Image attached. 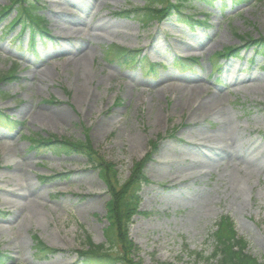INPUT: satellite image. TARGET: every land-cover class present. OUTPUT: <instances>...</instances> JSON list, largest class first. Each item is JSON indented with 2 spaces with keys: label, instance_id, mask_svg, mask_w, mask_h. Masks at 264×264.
Instances as JSON below:
<instances>
[{
  "label": "rangeland",
  "instance_id": "obj_1",
  "mask_svg": "<svg viewBox=\"0 0 264 264\" xmlns=\"http://www.w3.org/2000/svg\"><path fill=\"white\" fill-rule=\"evenodd\" d=\"M11 1L0 0V6ZM26 3L37 6L47 31L36 33L34 51L28 28L19 35L18 23L5 28L24 2L0 18V75L16 68L15 80L0 82V110L18 122L10 130L0 126V252L5 264H73L74 251L86 247V236L94 244L105 241L109 196L97 172L80 154L31 149L28 136L35 133L73 141L87 134L92 147L115 163L120 181L129 177L136 161L152 153L142 168L146 181L140 214L128 232L138 247L134 257L142 264H206L194 253L211 254L220 215L233 221L237 235L247 241L246 252L264 264V152L246 165L183 167L196 160V148L215 145L224 131L237 146L253 138L250 144L264 148V53L249 41L264 36V0L242 5L191 0L179 15L171 11L147 29L136 15L116 14L141 7L142 0ZM200 9L206 15L197 14ZM55 12L84 19L78 25L81 33L92 32L97 21L108 22L114 32L85 41L71 33L75 26L55 28ZM190 14L195 20L207 18L205 25L189 26ZM71 42L77 43L76 53L59 52ZM115 44L138 49L132 55L143 60L124 63L105 56L104 50ZM228 47H235L234 55H215ZM229 64L238 67L235 73L227 72ZM170 74L171 80L159 81L160 75ZM195 75L199 81L191 79ZM229 77L243 80L231 84ZM205 99L215 102L205 105ZM99 122H104L103 131H98ZM152 140L156 146L151 150ZM165 157L179 166L170 168L173 162H161ZM22 188L35 192L37 202L17 207L15 192ZM198 189L204 197L196 196ZM36 240L55 252L36 255Z\"/></svg>",
  "mask_w": 264,
  "mask_h": 264
},
{
  "label": "trees",
  "instance_id": "obj_2",
  "mask_svg": "<svg viewBox=\"0 0 264 264\" xmlns=\"http://www.w3.org/2000/svg\"><path fill=\"white\" fill-rule=\"evenodd\" d=\"M143 5L135 8H124L118 12L117 15L122 17L138 16L142 24V27H147L154 20H157L163 16L168 15L171 11H174L175 15L179 14V8L187 0H142ZM253 0H231L236 5H242L243 3H249ZM24 2L25 5H20V8L16 10V15L8 22V28L16 25V23H22V25L28 26L31 33V42L33 41L35 32L46 34L44 26H42V16L37 11V6L33 3H26V0H13L9 4L0 6V18L3 19L9 14L8 10L15 4ZM190 19V18H188ZM207 18L204 21L190 20L187 21L189 26L205 25ZM259 52L264 53V36H259L256 40H249ZM33 46V44H31ZM135 52L128 48H124L120 45H111L104 50V55L117 57L124 61V63H134L139 60L132 54ZM235 47H228L222 52L215 53L217 57L224 55H234ZM193 61H197V58H193ZM183 62V61H181ZM152 67V65L150 66ZM15 67L5 75H0L1 81L14 80ZM18 124L17 121L12 120L5 112L0 110V126L13 129ZM29 137L31 141V149L51 152L53 155H73L80 154L84 156L85 161L91 167L93 171L97 172L98 178L105 185V191L108 193V200L105 205L106 225L103 229V236L105 241L100 244H94L89 237L86 236V247L75 250L74 253L77 256V261L73 264H142L139 259H136L135 253L138 251V247L133 244L128 232L132 222L133 216L138 212L140 200V190L142 183L145 180L143 173V165L150 153L144 156V159L137 161L131 168V174L124 181H120L118 178V170L115 163L105 160L100 155L98 150H94L90 139L85 137V141H71L66 138L57 139L46 138L42 136ZM155 142H152L151 147L155 146ZM214 242L211 254L203 256L201 252H195L197 258H202L206 264H262L246 252L247 241L237 235L234 230L233 221L227 216L221 215L216 222V229L211 234ZM36 255L54 253L55 250L50 246H46L41 241L37 240L35 245ZM41 257V255H40ZM6 260L4 255L0 253V264H5ZM159 264H173L169 261L160 262Z\"/></svg>",
  "mask_w": 264,
  "mask_h": 264
},
{
  "label": "bare ground",
  "instance_id": "obj_3",
  "mask_svg": "<svg viewBox=\"0 0 264 264\" xmlns=\"http://www.w3.org/2000/svg\"><path fill=\"white\" fill-rule=\"evenodd\" d=\"M53 21H54V26L55 28L61 29V30H65L66 29V25H69L68 29L71 26H75L74 30H71V33H73V35H76L75 37H81L83 38L85 41H89L88 39H90V37H102L101 32H108V33H112L114 32L112 29H110V25L108 22L106 21H97L94 24H92V26L90 27V30H92V32H82L80 31V28H78V25L81 26V24L85 23L84 19H78L75 18L73 16H68L65 13L59 12V13H53ZM65 38H69L68 36H64ZM77 43L76 42H71V44L69 45H63L61 47V50L59 52H63L66 51L69 54H72L73 52L76 53L77 51ZM63 48V49H62ZM227 68V72L228 73H235V71L238 69V67H235L233 65H228L226 66ZM35 76L34 73L30 74L29 76ZM173 77V75H160L159 77V81H169L171 80ZM250 79H252V76L249 77ZM257 78V77H256ZM175 79V77L173 78ZM192 80H194V82L199 81V76L195 75L192 76L191 78ZM243 79L241 78H230L229 77V82L231 84L236 83V82H242ZM230 84V85H231ZM205 105H207L206 103H214L215 101H212L210 99H205ZM206 107V106H205ZM102 121V120H101ZM104 122L100 124L99 122V126L98 131H103L105 129V127L103 126ZM220 136V137H219ZM217 137V143H215V145H209L207 143H202L203 149L202 148H196V150L198 151V155L194 156L196 157V160L194 162L192 161H188L185 165H183L184 169L186 166H189V168L186 169H196V167L198 166L200 168V166H211L215 169H218L219 167H221L222 165H229V163H232L234 165H239V163H243L244 165H246L247 163L250 162L251 159L253 158H257L262 152H264V148L260 145H257L256 143H251L250 142L253 140V138H249V139H241V145L237 146L236 140L232 137L231 133H228V131H224L223 134L219 135ZM249 145V146H248ZM166 152H163V154H166ZM195 154V152H193ZM161 162H173L170 165L171 167L179 166V164L176 162V159H169L168 157L163 158V160H161ZM32 189L34 190L35 188L32 187ZM199 191H197L196 196H200V197H204V193L203 190L198 189ZM12 192V191H10ZM15 195L18 196L17 199H14V203L17 207H21L24 206L25 203L27 202H37L38 197L36 196V193L31 191V190H25V189H17L15 192ZM196 202H201V199L196 200Z\"/></svg>",
  "mask_w": 264,
  "mask_h": 264
}]
</instances>
